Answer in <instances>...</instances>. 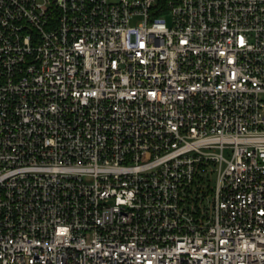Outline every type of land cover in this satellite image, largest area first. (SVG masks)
I'll return each instance as SVG.
<instances>
[{
  "label": "built area",
  "instance_id": "2783aa9c",
  "mask_svg": "<svg viewBox=\"0 0 264 264\" xmlns=\"http://www.w3.org/2000/svg\"><path fill=\"white\" fill-rule=\"evenodd\" d=\"M0 264H264V0H0Z\"/></svg>",
  "mask_w": 264,
  "mask_h": 264
},
{
  "label": "rangeland",
  "instance_id": "374dc122",
  "mask_svg": "<svg viewBox=\"0 0 264 264\" xmlns=\"http://www.w3.org/2000/svg\"><path fill=\"white\" fill-rule=\"evenodd\" d=\"M214 180H215V177H214Z\"/></svg>",
  "mask_w": 264,
  "mask_h": 264
}]
</instances>
